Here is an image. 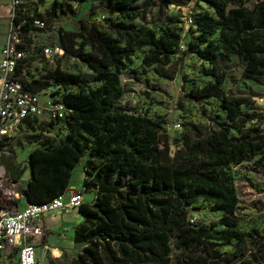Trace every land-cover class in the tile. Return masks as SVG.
Returning <instances> with one entry per match:
<instances>
[{"label":"trees","instance_id":"1","mask_svg":"<svg viewBox=\"0 0 264 264\" xmlns=\"http://www.w3.org/2000/svg\"><path fill=\"white\" fill-rule=\"evenodd\" d=\"M203 1L210 10L197 13L185 39L181 15L147 17L148 7L163 9L176 0H62L68 8L91 4L90 18L77 30L59 28L58 61L65 67L55 66L41 80L28 71L35 56L20 62L26 90L56 86L51 97L73 109L63 119L26 124L51 134L68 130L61 142L45 139L30 151L27 202H49L68 190L84 157V185L96 194L79 207L84 221L74 239L83 247L71 264H264V211L238 213L236 186L249 176L240 168L245 161L264 169V127L256 122L262 117L252 95L229 90L225 65L239 55L243 82L264 81V0L253 6ZM182 41V56L200 65L183 77L182 131L172 136L161 103L163 84L175 73L163 67L177 60ZM71 58L93 74L71 69ZM136 58L141 64L133 68ZM125 73L144 85L136 95L140 111L119 104ZM26 170L13 153L0 160L1 174L15 183ZM253 185L264 191V182ZM191 210L210 222L193 220Z\"/></svg>","mask_w":264,"mask_h":264},{"label":"built area","instance_id":"2","mask_svg":"<svg viewBox=\"0 0 264 264\" xmlns=\"http://www.w3.org/2000/svg\"><path fill=\"white\" fill-rule=\"evenodd\" d=\"M28 0H11L10 28L7 40L0 48V160L7 153L9 142L29 120L66 118L73 109L61 101L48 96L47 105L40 103L42 91H28L17 74L22 60L35 56V61L46 59L55 63L63 55L59 41L37 44L36 32L46 30V20L36 17ZM198 11L189 4L185 7L182 20L184 26L196 27ZM29 26L28 31L24 29ZM187 29H185L184 38ZM31 39V42L28 39ZM181 47L185 48L182 41ZM40 54V56L37 55ZM26 70V69H25ZM264 104V98L259 100ZM264 123V121H263ZM180 126V125H179ZM28 166V160L24 163ZM15 182L0 172V264H38L37 241L44 235V217L51 211L77 210L84 203L83 189L69 188L52 201L20 205L25 198L18 192ZM13 202L8 208V203Z\"/></svg>","mask_w":264,"mask_h":264},{"label":"rangeland","instance_id":"3","mask_svg":"<svg viewBox=\"0 0 264 264\" xmlns=\"http://www.w3.org/2000/svg\"><path fill=\"white\" fill-rule=\"evenodd\" d=\"M4 1V0H3ZM8 2L9 0H5ZM62 0H28L27 5L34 9V12L40 13L48 22V28L46 30H39L36 32L38 39L36 43L48 44L53 43L54 41H59V28L62 27L67 31H75L80 27L82 19L90 18V3H72L71 8H68L65 5L61 4ZM144 1V0H141ZM247 5L253 6L256 2L262 0H245ZM9 4V2H8ZM193 5L198 12H203L206 10H210L208 5L203 0H176L175 4L170 5L166 8H159V6H150L147 8V17L150 20H154L158 17L164 18L167 15H181L183 16L184 9L187 5ZM11 7V0L9 4V11ZM65 8V10H63ZM10 28V12L6 18H0V39L6 37L9 34ZM189 26H185L187 29V34L189 31H193L191 28L189 30ZM195 28V27H194ZM2 46V45H1ZM1 48V47H0ZM185 48H180V53L177 55V60L172 64H169L165 67L169 72L175 73V78L169 82L163 84V97L165 102L161 103V105L166 109L167 118H168V128L167 131L172 136H179L182 131L181 126V116L180 110L177 109V103L182 99V91L181 86L183 82V77L186 73L189 72L190 77L192 74V69L198 67L200 62H195L192 56H182V52ZM37 55L40 56V54ZM60 62V63H58ZM61 64L62 67H65V62L63 61H55V63L48 62V64L39 59V61H35L33 66L29 67V74L35 78L46 80V76L49 74V71L53 69L55 66ZM141 58L134 59V63L132 65L133 68L140 67ZM229 71V79H228V88L231 92L235 94H250L252 95L255 103L254 107L258 115L262 118L256 120L259 125L264 127V104L259 100L264 98V81H260L256 84L244 83L243 82V72L245 69V61L244 58L233 54L230 62L225 64ZM81 67V71L86 75H92L93 73L82 64V62H77L76 58H71L70 60V68L76 69ZM208 79V78H204ZM121 84L123 87V97L120 100V105L134 110H141V105L137 100V93L144 90V85L137 82L131 73H125L121 76ZM56 89V86L48 88L46 94L41 93L40 95V103L41 100L47 103L46 95L50 96L51 92ZM45 117H41L38 119L36 126H39ZM180 125V126H179ZM23 126L17 133V135L11 140L6 155L13 153L16 157V160L23 161L28 156V153L38 145H40L42 140L50 139L54 142H61L66 137L68 130L59 128V132L57 134H49L47 131H42L39 128L37 130L30 129L29 127ZM57 127L59 125L57 124ZM171 154L174 156L177 152V147L172 146ZM4 155V154H3ZM86 162V157H84L78 166L74 169L78 172L82 171V165ZM240 168L249 173V176L238 179L236 182V186L238 189L239 195V208L238 213L256 215L257 213L264 211V191L259 192L254 188L253 183L255 181L264 182V169L261 167H257L254 160L245 161ZM76 173V172H75ZM75 176V174H74ZM86 178V175H85ZM84 178V180H85ZM82 184V181H76ZM85 182V181H84ZM79 185V189H83L85 192L86 200H94L95 194L87 191L85 185ZM19 187V188H18ZM18 192H20V184L18 186ZM89 201V202H91ZM190 215L195 221H199L200 223H209L210 221H203L199 218L197 212L191 210ZM37 246L41 244V239L37 241ZM41 246V245H40ZM43 251L39 249V255H42ZM54 262L50 259L47 261L45 259V264H53Z\"/></svg>","mask_w":264,"mask_h":264},{"label":"crops","instance_id":"4","mask_svg":"<svg viewBox=\"0 0 264 264\" xmlns=\"http://www.w3.org/2000/svg\"><path fill=\"white\" fill-rule=\"evenodd\" d=\"M10 4V0L8 1ZM5 0H0V18H6L9 14V4ZM7 37L0 39V47L5 43ZM189 35L186 33L187 39ZM1 59V54H0ZM48 99V95H46ZM43 105H47L45 101L41 100ZM50 134V133H49ZM29 154L25 160L20 161L17 159L18 163H21L23 167H27V170L22 175L21 179L16 182L17 187L20 184V193H23L27 186L28 181L31 178V172L29 170V165L25 166L24 163L29 161ZM29 164V163H28ZM82 171L78 172L74 170L73 178L70 183V188L79 189V185H83L85 181V171L84 165H82ZM76 172V173H75ZM75 174V176H74ZM76 181H82V184H78ZM19 188V187H18ZM95 194V192H92ZM96 196V194H95ZM91 200H86L84 197V202H89ZM93 201V200H92ZM91 201V202H92ZM27 203L26 198L20 200V205L23 206ZM84 221V215L79 209L65 211L57 210L51 211L44 217V235L41 239V246H37V256L38 264H45V259L54 262L53 264H71L72 260L78 256L81 252L83 245L75 242V231L76 228ZM39 249L43 251L42 255H39Z\"/></svg>","mask_w":264,"mask_h":264}]
</instances>
